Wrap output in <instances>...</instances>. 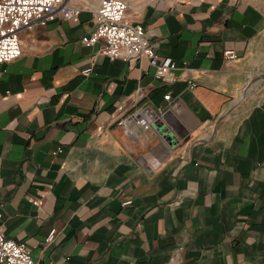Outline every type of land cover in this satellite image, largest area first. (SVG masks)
Here are the masks:
<instances>
[{
	"label": "crops",
	"instance_id": "0c3cea01",
	"mask_svg": "<svg viewBox=\"0 0 264 264\" xmlns=\"http://www.w3.org/2000/svg\"><path fill=\"white\" fill-rule=\"evenodd\" d=\"M125 17L190 71L166 84L145 58L110 61L81 42L89 11L20 34L22 55L0 65L4 234L35 264H264V0H167ZM138 111L166 113L171 145L154 126L116 125Z\"/></svg>",
	"mask_w": 264,
	"mask_h": 264
},
{
	"label": "built area",
	"instance_id": "2783aa9c",
	"mask_svg": "<svg viewBox=\"0 0 264 264\" xmlns=\"http://www.w3.org/2000/svg\"><path fill=\"white\" fill-rule=\"evenodd\" d=\"M126 9L124 0H99L89 8L95 23L94 31L82 37L81 41L87 46L99 44L100 54L110 60L132 62L144 57L154 67L156 77L165 81L171 79V83L177 70L190 71L186 64L180 67L173 60H160L142 27L124 19ZM80 11V8L68 6L66 0H0V65L11 63L22 55L20 34L45 26L59 17L69 19ZM223 57L230 61L236 56L232 51H225ZM89 72L90 69L84 70L85 75ZM195 86L194 82L188 81V90ZM168 98L165 97L166 100ZM137 123L143 128L148 127L143 120ZM53 233L52 229L46 241L52 239ZM32 263L30 251L23 244L6 239L0 227V264Z\"/></svg>",
	"mask_w": 264,
	"mask_h": 264
},
{
	"label": "rangeland",
	"instance_id": "374dc122",
	"mask_svg": "<svg viewBox=\"0 0 264 264\" xmlns=\"http://www.w3.org/2000/svg\"><path fill=\"white\" fill-rule=\"evenodd\" d=\"M67 1V5L68 6H71L70 5V2H69V0H66ZM125 1V3L127 4V9H126V11H125V15H126V13H127V10H132L134 13H136V14H139V13H142L144 10H145V8H147V7H152V8H154V9H157L158 7H159V4H161V3H165V2H167V0H124ZM168 1H171V0H168ZM99 2V0L97 1V3ZM96 3V4H97ZM95 4V5H96ZM92 4H85L84 5V9L82 8H80L81 9V11L77 14V15H75V16H73V17H71V18H69V19H72V18H75V17H78L82 12H88L89 11V8L90 7H94V6H91ZM73 7V6H72ZM170 8H171V6H170ZM160 9V8H159ZM124 15V16H125ZM59 19H63V20H68V19H66V18H62V17H59ZM126 21H129V22H131V23H134V24H138V25H140L141 27H142V29L144 30V33H146V31H145V27H144V25H143V23H141V22H138V21H131V20H129V19H127L126 17L124 18ZM57 20V19H56ZM147 38H148V36H147ZM82 39V38H81ZM149 39V38H148ZM150 41V40H149ZM82 42V41H81ZM151 42V41H150ZM83 43V42H82ZM84 44V43H83ZM152 44V43H151ZM85 45V44H84ZM95 45H99V44H95ZM153 45V44H152ZM87 46V45H86ZM89 46H93V45H89ZM153 48H154V50H155V47H154V45H153ZM99 49H100V45H99ZM157 53V52H156ZM158 55V54H157ZM103 56V55H102ZM159 56V55H158ZM105 57V56H104ZM141 58H144V57H141ZM159 58H160V60H162V61H164L165 59H167V60H170V62H171V59H169V58H161L160 56H159ZM146 59V58H145ZM110 60V59H109ZM117 60H119V59H117ZM147 61H148V64H149V66L152 68V70H153V75H154V77H155V79H157V80H159V81H161V82H163V83H166V84H169V83H171V79H170V81H165L164 79H162V78H159V77H156V75H155V69H154V67L153 66H151L150 65V63H149V60L148 59H146ZM110 61H116V60H110ZM122 61V60H121ZM124 62V61H123ZM91 74V71L89 72V74L88 75H85L84 74V71H82V75L83 76H85V77H88L89 75ZM166 96H168L169 98H168V100H166L165 99V97ZM164 100H165V103H166V106H165V110L164 111H169V109L171 108V93H167L165 96H164ZM135 115V116H134ZM165 117H166V113L164 112V114H161V115H159V114H155V119H154V121L152 122V123H149V121L147 120V118L145 117V116H143L141 113H140V111H138V112H136V113H134V114H131V115H124V116H121V117H119L118 119H117V121H116V125L118 126V127H120L122 130H123V132H124V134L126 135V136H130V135H132V127H136V128H138V129H140L141 131H144V132H146V131H148V130H151V129H153V126L154 127H156V129H157V132L159 133V135L161 136V137H163L164 139H165V141H167L170 145H171V136L169 137V134L171 135V133H170V131H169V129L164 125V119H165ZM138 120H143L146 124H147V128H143L140 124H138L137 123V121ZM157 120H160V121H162L163 122V126L161 127V128H159V127H157L156 125H155V123H156V121ZM56 153H61V149H58L57 151H56ZM159 166V164H157V165H155L154 166V168H156V167H158ZM29 203L30 204H33V205H36L37 204V202L35 201V199H33V198H30L29 199ZM123 207H126V206H129V205H131V201H125V202H123ZM0 227H1V232L3 233V235H4V237L6 238V239H10V238H8V237H6V235L4 234V232H3V229H2V226L0 225ZM52 231V229L49 231V233L46 235V237L45 238H47L48 237V235L50 234V232ZM53 231H54V233H53V235H52V239H49L48 241H46V239H44V245H45V247H47V246H49V245H51L52 243H54V241H55V235H56V231H55V229H53ZM10 240H13V239H10ZM14 242H16V243H19V244H23L25 247H26V245L24 244V243H22V242H17V241H15V240H13ZM27 248V247H26ZM28 250V249H27ZM29 251V250H28ZM31 253V252H30ZM31 256H32V254H31ZM32 260H33V263L32 264H35V261H34V259H33V257H32Z\"/></svg>",
	"mask_w": 264,
	"mask_h": 264
},
{
	"label": "water",
	"instance_id": "95a60500",
	"mask_svg": "<svg viewBox=\"0 0 264 264\" xmlns=\"http://www.w3.org/2000/svg\"><path fill=\"white\" fill-rule=\"evenodd\" d=\"M155 125L157 126V127H159V128H161L162 126H163V122L162 121H160V120H157L156 121V123H155ZM171 135L169 134V137H170ZM173 141V137L171 136V142Z\"/></svg>",
	"mask_w": 264,
	"mask_h": 264
}]
</instances>
